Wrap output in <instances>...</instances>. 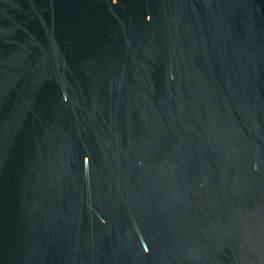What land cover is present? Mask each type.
I'll return each mask as SVG.
<instances>
[{
  "label": "water",
  "instance_id": "obj_1",
  "mask_svg": "<svg viewBox=\"0 0 264 264\" xmlns=\"http://www.w3.org/2000/svg\"><path fill=\"white\" fill-rule=\"evenodd\" d=\"M0 264H264V0H0Z\"/></svg>",
  "mask_w": 264,
  "mask_h": 264
}]
</instances>
